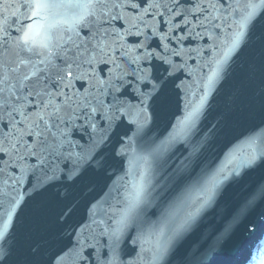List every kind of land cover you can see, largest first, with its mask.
Instances as JSON below:
<instances>
[{
	"label": "snow or ice",
	"instance_id": "obj_1",
	"mask_svg": "<svg viewBox=\"0 0 264 264\" xmlns=\"http://www.w3.org/2000/svg\"><path fill=\"white\" fill-rule=\"evenodd\" d=\"M237 61L242 92L255 85L264 113V0H0V264L15 251L24 208L55 184L72 188L106 172L109 144L114 157L127 158L172 85L184 104L166 138L139 157L135 172L129 162L115 204L89 201L53 258L165 261L229 186L264 169V115L260 131L242 141L247 151L234 145L214 161L198 157L194 138L208 99ZM177 73L185 75L178 84ZM180 149L186 155L165 175L161 155ZM162 188L171 195L160 199ZM254 203L230 214L222 235L238 226L255 232L260 222L246 214ZM68 208L58 219L71 216ZM125 238L134 246L129 261L118 251ZM40 254L29 246L28 256Z\"/></svg>",
	"mask_w": 264,
	"mask_h": 264
},
{
	"label": "water",
	"instance_id": "obj_2",
	"mask_svg": "<svg viewBox=\"0 0 264 264\" xmlns=\"http://www.w3.org/2000/svg\"><path fill=\"white\" fill-rule=\"evenodd\" d=\"M241 66L242 61H237L232 66V74L220 82L208 99L199 122L197 136L194 138L200 145L198 157L202 162L222 158V153L234 145L242 146L243 139L251 134L253 129L260 131L258 126L262 125L261 116L264 113L261 112L255 97V85L247 86L242 92ZM177 77V84L180 79H185L183 73H177ZM177 93L178 89L170 85L146 130V136L127 158L114 157L113 146L109 144L104 152L107 157L106 172H90L72 188L55 184L36 196L24 208L15 239L12 241L15 251L7 264H24L25 261L27 264H54L53 258L69 243L68 234L71 227L86 215L89 201L99 199L107 200L111 204L116 203V188L120 178L129 170V162H132V171L135 172L140 163L139 157L146 154V150L156 148L166 138L169 123L183 108L184 102L178 98ZM242 150L248 149L242 146ZM183 155H186L183 149L162 154L160 162L163 164L167 159V163L163 164L161 171L167 175ZM262 194L264 169H257L250 172L240 183L229 186L227 195L218 197L212 207L197 218L193 227L174 242L170 255L161 264H250L253 253L264 236ZM170 195V191L162 188L159 198L164 199ZM253 198L255 203L247 208L246 214L260 222L257 230L249 234L238 226L228 235H222V226L231 218L230 214L241 213L245 209V201ZM107 206L104 205L105 208ZM66 208L71 211V216L58 219ZM106 242V238L102 240V243ZM37 244L41 248V254L36 257L28 256L29 246ZM133 247L129 238H125L120 244L118 251L123 260L129 261L135 257Z\"/></svg>",
	"mask_w": 264,
	"mask_h": 264
},
{
	"label": "rangeland",
	"instance_id": "obj_3",
	"mask_svg": "<svg viewBox=\"0 0 264 264\" xmlns=\"http://www.w3.org/2000/svg\"><path fill=\"white\" fill-rule=\"evenodd\" d=\"M250 264H264V240L258 246L257 251L253 253Z\"/></svg>",
	"mask_w": 264,
	"mask_h": 264
},
{
	"label": "bare ground",
	"instance_id": "obj_4",
	"mask_svg": "<svg viewBox=\"0 0 264 264\" xmlns=\"http://www.w3.org/2000/svg\"><path fill=\"white\" fill-rule=\"evenodd\" d=\"M264 240V236L262 237V240H261V242ZM257 251V250H256Z\"/></svg>",
	"mask_w": 264,
	"mask_h": 264
}]
</instances>
